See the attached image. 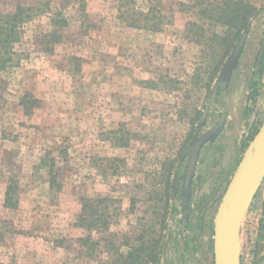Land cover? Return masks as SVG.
<instances>
[{
	"label": "rangeland",
	"instance_id": "1",
	"mask_svg": "<svg viewBox=\"0 0 264 264\" xmlns=\"http://www.w3.org/2000/svg\"><path fill=\"white\" fill-rule=\"evenodd\" d=\"M162 1L174 20L150 32L119 22L118 0H51L67 20L52 51L42 44L51 29L47 14L24 24L19 58L0 72V262L114 264L101 240L91 249L74 241L83 234L75 225L80 198L117 200V222L95 241L112 233L129 253L157 223L159 175L170 167L169 203L177 212L167 219L159 263L215 264L208 224L264 123V0H253L259 13L226 82L223 70L210 78L201 46L184 37L190 13L179 11L180 0ZM16 2L35 0L0 5ZM25 93L38 101L30 113L20 102ZM9 177L18 187L13 211L2 205ZM261 226L264 170L241 209V264H264ZM177 232L187 248L176 252L168 238Z\"/></svg>",
	"mask_w": 264,
	"mask_h": 264
},
{
	"label": "trees",
	"instance_id": "2",
	"mask_svg": "<svg viewBox=\"0 0 264 264\" xmlns=\"http://www.w3.org/2000/svg\"><path fill=\"white\" fill-rule=\"evenodd\" d=\"M50 3L51 0H35V2H16L11 8L0 5V72L17 62L19 58L17 46L23 37V26L36 16L41 14L49 16L51 29L45 34L48 40L42 43L44 49L52 51V45L61 42L62 29L67 25V20L62 15V8L53 10ZM178 5L179 11L185 15L190 13L183 24L184 37L201 46V59L207 64L210 78L212 79L220 70H223L220 79L227 81L238 57L235 48L244 34L249 31L252 20L259 13V8L253 0H180ZM116 15L119 22L127 27L145 29L150 32H159L174 20V13L165 7L162 0H118ZM48 43L50 46H47ZM20 102L26 113H30L38 105V101L28 93L23 95ZM256 131V126L252 131L250 130L247 136L248 142ZM248 142H245V146ZM120 143L123 145L124 142ZM51 162L54 164L53 161ZM51 166L48 173L50 183L53 184L56 182V174ZM167 170L170 172L171 168L160 172L162 188L156 193L157 197H154L155 207L152 210V217L157 220V223L154 224V228H147L144 234L138 237V245L131 246L129 253L124 254L120 250V245L110 238L115 236L112 233L105 238L98 237L95 241V234L108 230L117 222L119 209L117 200L108 196L80 198V211L76 216L75 225L83 234L76 237L74 241L91 249L95 245L99 246L101 240L113 256L114 264H160L163 239L168 228L167 219L173 216L172 212H177V207H173V204L170 210L169 202L173 198L172 182L169 179L170 173L165 172ZM182 180L183 187L179 192L184 194L187 202L190 196L189 182L187 179L184 181V177ZM17 188V179L9 177L4 191L2 204L4 208L12 211L17 209L19 201ZM192 212L193 209L191 214ZM211 220L208 228L212 234ZM263 227L261 226V229ZM168 239L172 246L176 247V252L179 248L181 250L187 248L186 235L180 237L177 232L175 236L169 235ZM59 241L62 246L64 241L62 239ZM0 264L8 263L0 262Z\"/></svg>",
	"mask_w": 264,
	"mask_h": 264
},
{
	"label": "water",
	"instance_id": "3",
	"mask_svg": "<svg viewBox=\"0 0 264 264\" xmlns=\"http://www.w3.org/2000/svg\"><path fill=\"white\" fill-rule=\"evenodd\" d=\"M241 44L242 39L237 44L235 53H238ZM259 166H262V172L264 170V123L258 134L248 143L217 207L213 225L215 264H241L240 214L254 184L246 194L244 190L253 171Z\"/></svg>",
	"mask_w": 264,
	"mask_h": 264
},
{
	"label": "bare ground",
	"instance_id": "4",
	"mask_svg": "<svg viewBox=\"0 0 264 264\" xmlns=\"http://www.w3.org/2000/svg\"><path fill=\"white\" fill-rule=\"evenodd\" d=\"M261 170H262V166H259L253 171L248 184L245 186L244 194H246L249 191L250 187L254 184Z\"/></svg>",
	"mask_w": 264,
	"mask_h": 264
},
{
	"label": "flooded vegetation",
	"instance_id": "5",
	"mask_svg": "<svg viewBox=\"0 0 264 264\" xmlns=\"http://www.w3.org/2000/svg\"><path fill=\"white\" fill-rule=\"evenodd\" d=\"M223 81V80H222ZM228 81V80H227ZM223 82H226V81H223Z\"/></svg>",
	"mask_w": 264,
	"mask_h": 264
}]
</instances>
